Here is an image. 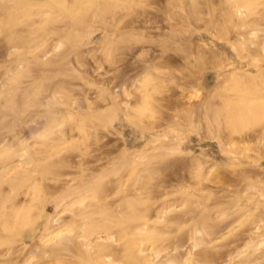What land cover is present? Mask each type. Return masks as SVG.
<instances>
[{
	"label": "rangeland",
	"instance_id": "374dc122",
	"mask_svg": "<svg viewBox=\"0 0 264 264\" xmlns=\"http://www.w3.org/2000/svg\"><path fill=\"white\" fill-rule=\"evenodd\" d=\"M0 150V264H264V0H0Z\"/></svg>",
	"mask_w": 264,
	"mask_h": 264
},
{
	"label": "bare ground",
	"instance_id": "6f19581e",
	"mask_svg": "<svg viewBox=\"0 0 264 264\" xmlns=\"http://www.w3.org/2000/svg\"><path fill=\"white\" fill-rule=\"evenodd\" d=\"M4 153V151L0 150V154ZM105 256H111L110 253L106 254Z\"/></svg>",
	"mask_w": 264,
	"mask_h": 264
}]
</instances>
